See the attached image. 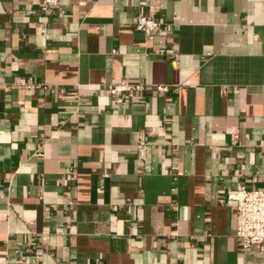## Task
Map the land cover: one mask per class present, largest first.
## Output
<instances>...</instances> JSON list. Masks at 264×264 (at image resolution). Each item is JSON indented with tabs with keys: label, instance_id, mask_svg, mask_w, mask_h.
<instances>
[{
	"label": "crops",
	"instance_id": "0c3cea01",
	"mask_svg": "<svg viewBox=\"0 0 264 264\" xmlns=\"http://www.w3.org/2000/svg\"><path fill=\"white\" fill-rule=\"evenodd\" d=\"M41 4L0 0V264H264V0Z\"/></svg>",
	"mask_w": 264,
	"mask_h": 264
},
{
	"label": "built area",
	"instance_id": "2783aa9c",
	"mask_svg": "<svg viewBox=\"0 0 264 264\" xmlns=\"http://www.w3.org/2000/svg\"><path fill=\"white\" fill-rule=\"evenodd\" d=\"M60 0H42L41 8L47 12L51 7L59 4ZM136 29L150 34L161 28V22L152 15L140 12L137 15ZM29 86H36L32 79L20 80ZM145 84L141 82H130L126 79L111 82L106 85V90L112 95H121L134 89H144ZM167 85H157L158 91L168 90ZM236 201V236L240 245L244 248L252 246L264 247V188L247 189L239 187L235 192L228 195ZM22 264V263H19Z\"/></svg>",
	"mask_w": 264,
	"mask_h": 264
}]
</instances>
